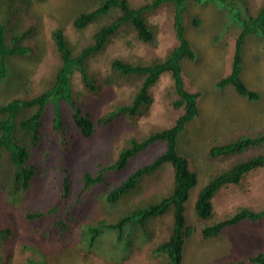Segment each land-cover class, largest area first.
Returning a JSON list of instances; mask_svg holds the SVG:
<instances>
[{"label":"rangeland","instance_id":"374dc122","mask_svg":"<svg viewBox=\"0 0 264 264\" xmlns=\"http://www.w3.org/2000/svg\"><path fill=\"white\" fill-rule=\"evenodd\" d=\"M131 5H139L151 0H128ZM233 1V0H231ZM233 3L239 11L249 10L256 14L264 0H239ZM9 2V0H8ZM14 11L15 30H30L25 43L30 48L27 55L9 56L7 64L9 76L0 81V103L15 97H23L25 92L34 94L40 91L52 71L58 66L51 32L61 28L65 37L79 47L89 43L97 24H92L78 31L72 25L76 14L87 11L95 5L94 0H10ZM244 2V3H242ZM6 0H0V8ZM232 5V6H233ZM247 8V9H246ZM148 18L155 26L157 45L149 46L139 41L132 31L121 29L106 44L105 48L89 60V69L98 77L109 72L114 58L125 61L148 62L155 58L165 57L178 45L173 27V8L163 5ZM231 3L226 6L211 2H190L184 19V38L196 53L195 59L184 58L181 61V75L184 88L188 91H199V117L188 124L178 136L177 151L188 159L189 167L197 173L196 185L191 189L185 202V219L191 228L185 237L183 258L180 264H220L235 260L237 257L253 253L264 247V218L257 222H242L225 229L219 235L204 239L200 235L204 225L221 220L241 207L257 209L264 207V168L247 173L238 185L221 188L212 199V214L200 220L194 211V201L199 190L207 183L211 174L226 169L236 160V156L221 159H209L207 152L216 143H223L238 136L251 135L264 131V40L249 36L242 49V80L259 93L258 102H251L239 96L231 86L217 88L215 83L230 72L237 32L232 21ZM195 17L200 19L195 26ZM172 80L165 73L150 89L152 102L145 115L136 121L119 122L114 133L108 129L98 130L90 138L80 137L73 126L69 127L75 144L72 149L70 172L74 178L82 169L91 168L96 162L103 164L113 161L118 156L124 141L130 136H141L150 131L171 125L178 117L181 109H175L167 98L171 90ZM72 87L77 103L87 111L93 119H97L117 102L127 101L133 89L132 85L104 86L100 93L106 97L102 102L98 96L87 92L81 84L78 73L72 77ZM50 122L43 130L45 147L55 145ZM250 150L247 155H253ZM49 163H43L42 174L31 190L15 203L7 201L0 195V225L10 224L13 237L5 244L0 264H31L30 259H38V255L24 243L40 246L49 253V264H155L157 257L152 256L150 246L167 237V226L171 219L167 215L154 221L151 225L155 236L145 240L143 236H126L116 239L113 231L102 233L92 244L89 243L87 231H83L88 223H95L111 218L110 211L115 212L125 200L115 206L108 205L103 194V186L93 188L91 195H77L75 187L71 203L74 222L64 233L54 229V239L43 238L42 232L51 229V220L40 223H28L22 217L25 208H36L47 205L58 192L60 173L54 168L59 154ZM244 157V156H241ZM148 155L141 153L133 157L124 170L128 171L146 161ZM239 159V158H238ZM39 160V158H38ZM173 172L171 165L164 164L157 173L143 181L142 193L133 195L134 201L152 194L162 195L171 185ZM138 190V191H140ZM89 197L93 201L88 200ZM132 198V199H133ZM131 242L127 244L126 242Z\"/></svg>","mask_w":264,"mask_h":264},{"label":"trees","instance_id":"16d2710c","mask_svg":"<svg viewBox=\"0 0 264 264\" xmlns=\"http://www.w3.org/2000/svg\"><path fill=\"white\" fill-rule=\"evenodd\" d=\"M94 1L95 5L91 9L79 12L72 20L73 27L78 31L97 24L91 41L78 48L67 40L61 28L52 30L51 36L59 64L42 89L34 94L27 91L23 97L0 103V195L11 203L20 200L41 176L43 163H49L58 153L59 157L54 165L60 173L58 192L47 205L25 208L22 211V217L28 223L40 226L45 220H51V229L42 232L43 238L52 240L55 238V228L59 233H64L73 224L72 211L75 204L71 203V197L78 186V179V196L91 195L93 188L103 186L108 205L113 207L125 200V204L117 211L109 212V220L88 223L83 228L89 235L90 244L106 231H113L117 240L122 236L129 240L132 234V237L143 236L145 240H150L155 236L151 224L169 215L171 221L167 226V237L150 246V252L158 258L155 264H180L185 237L191 231L185 219V202L196 185L197 173L190 169L188 159L178 153L177 140L188 124L199 117L197 102L201 95L199 91L185 89L181 75L182 59H195L196 55L183 33L187 6L190 2H216L223 6L231 3V9H235L231 18L237 28L231 68L226 76L217 80L215 86L220 89L231 86L244 99L258 102L259 93L241 78L242 49L249 36L264 40V5L253 14L249 10L241 12L235 8L233 3H240L239 0H151L138 7L131 5L128 0ZM163 5H171L173 8V27L178 39V45L165 57L148 62L114 58L109 72L103 77L96 76L89 69V60L102 51L121 29L134 32L139 41L155 47V26L147 18ZM14 11L10 0H6L5 6L0 8V81L9 76V56L27 55L30 52L29 45L25 43L30 30H15ZM199 23L200 19L195 17L193 24L197 26ZM74 73H78L84 89L98 96L102 102L107 101L100 93L104 86L129 84L133 89L127 101L113 104L108 111L93 119L75 99L72 87ZM165 73L172 80L167 98L173 108L181 109L174 122L141 136H130L124 141L116 159L105 164L96 162L91 168L82 169L77 179L74 178L70 172L73 168L70 159L75 139L69 127L73 126L80 137L87 139L101 129L118 132L117 123L134 122L146 114L153 100L150 89ZM47 121L50 122L52 137L56 141L50 147H45L43 143V130ZM250 150H256V153L245 156ZM141 153H146L148 159L132 167L123 176L122 172L126 170L129 161ZM231 156L237 157L234 163L211 174L197 193L194 211L200 220L212 214V199L221 188L238 185L250 171L264 168V131L216 143L207 152L209 159ZM166 163L171 165L173 172L172 183L167 191L162 195L152 194L134 201L133 195L136 192L142 193L140 186L143 181L157 173ZM88 200L92 202L93 198L89 197ZM263 218L264 207H241L221 220L204 225L200 235L208 239L231 226L245 221L257 222ZM12 237V226L1 224L0 262L3 260L2 250ZM126 243L131 244L129 241ZM23 246L38 255V259H30L31 264H49V253L40 246L29 242ZM220 264H264V247Z\"/></svg>","mask_w":264,"mask_h":264}]
</instances>
